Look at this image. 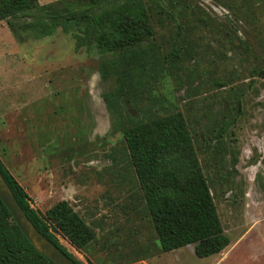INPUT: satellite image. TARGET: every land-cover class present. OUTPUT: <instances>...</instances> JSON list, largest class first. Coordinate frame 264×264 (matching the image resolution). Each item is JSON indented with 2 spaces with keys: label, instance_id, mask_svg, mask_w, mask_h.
Instances as JSON below:
<instances>
[{
  "label": "rangeland",
  "instance_id": "374dc122",
  "mask_svg": "<svg viewBox=\"0 0 264 264\" xmlns=\"http://www.w3.org/2000/svg\"><path fill=\"white\" fill-rule=\"evenodd\" d=\"M185 1L205 25L187 16L191 28L179 30L152 17L144 65L157 73L120 103L122 123L102 99L114 83L98 75L94 50L74 51L59 28L38 40L19 32L18 42L0 21V160L31 208L42 214L66 200L93 230L81 251L58 238L80 264H264V0ZM17 109L34 112L32 129L16 124ZM173 111L228 238L202 259L192 245L158 249L121 139L127 118Z\"/></svg>",
  "mask_w": 264,
  "mask_h": 264
},
{
  "label": "trees",
  "instance_id": "16d2710c",
  "mask_svg": "<svg viewBox=\"0 0 264 264\" xmlns=\"http://www.w3.org/2000/svg\"><path fill=\"white\" fill-rule=\"evenodd\" d=\"M199 11L185 0H55L45 4L37 0H0V21H6L18 42L23 41L19 32L38 40L59 28L64 34L71 33L74 51L94 50L102 57L98 75L114 83L102 99L119 123L120 103L138 93L146 77L157 73L154 66L144 65L154 53L152 17L164 16L179 30L190 29L189 24L181 23L187 16L205 25L197 16ZM147 115L127 118L120 133L158 249L166 253L192 245L198 259L220 253L228 245V238L183 116L178 111ZM0 175L28 223L80 264L58 238L81 251L91 243L94 232L68 202L60 200L40 214L31 208L24 189L1 161ZM0 264H52L27 242L1 202Z\"/></svg>",
  "mask_w": 264,
  "mask_h": 264
},
{
  "label": "water",
  "instance_id": "95a60500",
  "mask_svg": "<svg viewBox=\"0 0 264 264\" xmlns=\"http://www.w3.org/2000/svg\"><path fill=\"white\" fill-rule=\"evenodd\" d=\"M0 202L10 215L11 220L27 240V242L52 264H75L42 235H40L26 220L17 203L10 194L0 175Z\"/></svg>",
  "mask_w": 264,
  "mask_h": 264
},
{
  "label": "crops",
  "instance_id": "0c3cea01",
  "mask_svg": "<svg viewBox=\"0 0 264 264\" xmlns=\"http://www.w3.org/2000/svg\"><path fill=\"white\" fill-rule=\"evenodd\" d=\"M16 114H17V118H15V122L16 124L22 129L24 130L25 128H29L32 129L33 126L35 125L33 122L34 119V112H32V110H30L29 112L23 109H17L16 110ZM26 130V129H25ZM1 161V160H0ZM2 163V162H1ZM3 164V163H2ZM5 167V166H4ZM6 168V167H5ZM7 169V168H6ZM8 170V169H7ZM10 173V172H9ZM11 174V173H10ZM29 197V196H28ZM66 201V200H65ZM58 202V201H57ZM50 207V206H49ZM48 207V208H49ZM226 248V247H225ZM214 256V255H212Z\"/></svg>",
  "mask_w": 264,
  "mask_h": 264
}]
</instances>
